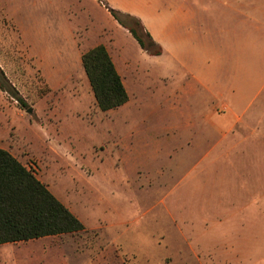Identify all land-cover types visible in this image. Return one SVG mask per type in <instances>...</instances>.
<instances>
[{"label":"rangeland","instance_id":"obj_1","mask_svg":"<svg viewBox=\"0 0 264 264\" xmlns=\"http://www.w3.org/2000/svg\"><path fill=\"white\" fill-rule=\"evenodd\" d=\"M169 1L0 0V65L32 109L0 90V146L86 226L0 245V264H264V116L253 114L264 89L241 121L229 110L210 117L205 88L185 94L181 63L144 51L107 8L141 18L162 45ZM214 25L218 39L258 33L257 24ZM198 26L204 49L210 24ZM98 44L130 95L107 112L81 59ZM13 46L20 68L6 53ZM220 73L225 82L230 72Z\"/></svg>","mask_w":264,"mask_h":264},{"label":"crops","instance_id":"obj_2","mask_svg":"<svg viewBox=\"0 0 264 264\" xmlns=\"http://www.w3.org/2000/svg\"><path fill=\"white\" fill-rule=\"evenodd\" d=\"M163 22L166 23V27L162 40V54L168 53L185 69L188 77V82L183 88L185 94L196 93V86L199 85L205 88L213 103L210 117L223 112L227 113L226 111L229 110L228 114L231 117L241 121L251 102L248 98H257L264 89V0H215L209 4L200 0H170L165 7ZM229 23L257 24L258 26L254 42H250V34L247 31L241 33L240 38H236H239L242 49V55L238 57H235L234 53L237 49L234 47V40H236L234 35L220 34L218 39L219 35L217 37L214 32V24ZM199 24H210L204 49ZM233 70H241L240 76L232 72ZM222 71L230 72L225 77V82L221 81L223 74L220 72ZM225 98H228L231 104L226 103ZM246 101L247 105L240 111ZM253 114L262 118L264 106L261 112ZM257 117H252V120ZM248 120H251L250 117ZM212 124L221 130L217 122ZM249 124L247 126L251 129L252 125ZM230 131L232 127L228 128L227 132ZM72 234L77 233L62 235ZM39 239L42 238L26 242Z\"/></svg>","mask_w":264,"mask_h":264},{"label":"trees","instance_id":"obj_3","mask_svg":"<svg viewBox=\"0 0 264 264\" xmlns=\"http://www.w3.org/2000/svg\"><path fill=\"white\" fill-rule=\"evenodd\" d=\"M107 8L144 51L151 55L163 53L162 45L156 41L141 18ZM3 47L0 41V56ZM6 53L15 57L16 65L20 68L22 59L17 48L13 46ZM81 59L100 110L107 112L129 102L127 87L104 44L90 48ZM21 69L25 71L22 66ZM0 90L9 94L21 107L30 108L1 65ZM84 229L83 221L30 168L9 150L0 147V245L78 233Z\"/></svg>","mask_w":264,"mask_h":264},{"label":"water","instance_id":"obj_4","mask_svg":"<svg viewBox=\"0 0 264 264\" xmlns=\"http://www.w3.org/2000/svg\"><path fill=\"white\" fill-rule=\"evenodd\" d=\"M29 111H32V109H29Z\"/></svg>","mask_w":264,"mask_h":264}]
</instances>
